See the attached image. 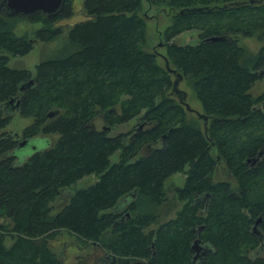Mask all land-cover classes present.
I'll list each match as a JSON object with an SVG mask.
<instances>
[{"label": "trees", "instance_id": "trees-1", "mask_svg": "<svg viewBox=\"0 0 264 264\" xmlns=\"http://www.w3.org/2000/svg\"><path fill=\"white\" fill-rule=\"evenodd\" d=\"M72 1L53 15L0 12V264H68L46 242L61 229L98 244L105 264H264V238L260 244L251 231L260 216L264 237V153L257 155L264 146V85L251 91L264 82V0H80L79 18L64 32L59 21L73 13ZM142 2L168 7L164 54L144 47ZM18 18L40 22L33 38L13 32ZM192 27L193 44L172 40ZM63 32L64 41L33 71L7 64L33 41ZM220 34L227 38L207 39ZM248 36L259 42L256 49L238 42ZM158 54L190 82L205 130L171 96L173 74ZM9 98H18V115L30 118L21 139L39 135L52 145L14 154L23 144L3 128ZM100 114L108 126L94 125ZM130 118L131 129L105 131ZM175 172L183 181L170 198L183 201L181 208L150 226L156 212L140 209V198L166 203L163 181ZM88 174L94 180L70 189L52 210L60 189ZM204 193L208 199H198ZM198 224L196 234L191 229ZM196 236L210 250L191 263Z\"/></svg>", "mask_w": 264, "mask_h": 264}, {"label": "rangeland", "instance_id": "rangeland-1", "mask_svg": "<svg viewBox=\"0 0 264 264\" xmlns=\"http://www.w3.org/2000/svg\"><path fill=\"white\" fill-rule=\"evenodd\" d=\"M80 0H73V13L64 19H61L59 22L63 23V31L66 29V26L71 24L73 21L79 18L78 6ZM141 13L145 17V44L144 47L147 49H154L157 53L164 54V37H163V28L170 22V15L168 7L162 4L150 5L146 2L141 4ZM40 25V22H30L25 19H14L12 20V30L15 34H24L28 38H33L34 35L32 31ZM65 32V31H64ZM64 32L60 33L55 39L51 41H41L35 40L32 42V47L24 54L21 55H9L7 64L9 66L15 67H24L33 71V65L42 57L48 55L52 49L62 41H64ZM172 40L178 44H193L197 40V30L195 28L185 29L176 35L173 36ZM238 42L249 49H256L259 42L253 39L251 36L240 37ZM159 43V44H158ZM157 61L162 63V58L158 54ZM173 75H171V79ZM264 82H258L252 86V92H258ZM178 87L185 91L186 97L185 101L189 104L191 108L197 111H201L200 103L194 95V89L192 88L190 82H187L184 78H181L178 82ZM172 97L176 99L173 91H170ZM192 116L196 115L193 111H187ZM10 121L3 127L4 130L9 134L17 133V139H21V128L30 122V118L18 115L17 111H12L10 114ZM135 118H130L127 121H123L114 126L108 127L105 129L108 134H114L118 132L127 131L134 126ZM94 125L96 127L108 126L107 122L102 121L101 116L95 117L93 119ZM51 138V136H50ZM45 145V139L39 135L32 136L28 142L23 146L16 148L14 154L18 157L20 155L29 154L33 149H41ZM144 149V148H143ZM142 149V150H143ZM118 150L112 152L109 156L110 161L116 159ZM222 174L219 173V177ZM217 176V177H218ZM223 176V175H222ZM93 174L84 175L81 178L77 179L73 185L67 189H73L75 187L86 185L94 180ZM183 181V173L175 172L168 175L164 181L163 186L167 192L168 200L166 203L161 205H154L148 201L146 197L140 198L139 208L143 210L151 209L156 212V217L154 221L150 222V226H155L163 219L172 217L177 210L181 208L182 202L175 197H171L172 193L175 192V187L180 186ZM68 195L67 192L57 195V197L52 202V210H55L61 203L64 201L65 197ZM175 196V194H174ZM175 204V206H174ZM171 205V209L168 207ZM217 222V221H216ZM210 232V229H207ZM10 239L7 237L4 240L5 245L9 244ZM46 242L49 248L53 251L55 256L63 260L68 264H104L102 259V250L100 246L96 243L90 244V242H82L78 240L73 234L61 229L55 233L54 236L46 238ZM239 243V242H238ZM248 242L243 243L242 245L248 250ZM246 253H249L246 251ZM98 256L100 258H98ZM231 257V253H230ZM207 261V259H206ZM233 264V259L229 260ZM209 264V263H207Z\"/></svg>", "mask_w": 264, "mask_h": 264}, {"label": "water", "instance_id": "water-1", "mask_svg": "<svg viewBox=\"0 0 264 264\" xmlns=\"http://www.w3.org/2000/svg\"><path fill=\"white\" fill-rule=\"evenodd\" d=\"M249 1L253 2L254 0H249ZM63 3H64V0H0V12L4 16H21V15L30 13L34 10H39L42 14L53 15L63 6ZM223 38H227V36L220 34V35H211V36L207 37V39H211V40L223 39ZM161 57L163 59L164 67L166 68V70L173 74V79L171 81V90L174 92L177 100L184 105L186 110L195 112L194 114H196V116L202 121L203 129L205 130V124H206L205 114L191 108L189 106V104L185 101V97H186L185 91L178 87V82L181 78V74L179 72L175 71V69L169 67L168 62L163 55H161ZM28 82H31V79H29ZM26 85H28V84H21L19 86V89H22ZM4 104H5V106H4L5 110H7V112H9V114H11L12 111L16 110V108L19 104V99L17 98L15 100H13V98H9L8 100L5 101ZM56 111L57 110H51V111H48L47 114H52ZM140 125L141 124H138V126H140ZM164 135L165 134L163 133L161 137H163ZM25 142H26V139H21L18 144L22 145ZM263 153H264V146H262L258 150L257 155L259 156ZM256 159H257V157L247 158V160H249L252 163L255 162ZM64 191L67 192L68 194L71 192L66 187H63L61 189V192H64ZM133 191L134 190H132L130 192L131 195H133ZM125 196H126V198H125ZM202 197L205 199H208V194L204 193L203 195H198V199H201ZM127 199H128L127 195H124L121 198L122 203L125 202ZM122 203L119 206H121ZM260 221H261L260 216H257L254 219V222L251 226V231L254 232L255 234H258V236L260 237L259 240L262 243L263 242V235H262V232L260 231V229L258 227V225L260 224ZM196 227L197 228L193 229V230L196 232H199V229L202 228V224H198ZM199 241H200V239L198 237H195L192 239L191 249L194 251L193 258H198V257L203 255L204 251L202 250L201 245L199 244ZM152 259L153 258H151L149 261L151 262Z\"/></svg>", "mask_w": 264, "mask_h": 264}, {"label": "flooded vegetation", "instance_id": "flooded-vegetation-1", "mask_svg": "<svg viewBox=\"0 0 264 264\" xmlns=\"http://www.w3.org/2000/svg\"><path fill=\"white\" fill-rule=\"evenodd\" d=\"M31 79V78H30ZM173 79V78H172ZM174 93V92H173ZM175 95V94H174ZM13 100H15V99H13ZM18 107H19V105L17 106V108H16V111L18 110ZM15 109V108H14ZM101 116V114L99 115V117ZM144 125H143V123H141V125L140 126H136V128H142ZM17 141V144H18V142L21 140V139H17L18 137H17V133H14L13 135H12ZM129 137H130V135L128 136V139H129ZM23 139H26V142L22 145V146H24L27 142H28V140L30 139V138H23ZM45 139V145L41 148V149H45V148H47V147H49L50 145H52L51 144V140L50 139H46V138H44ZM36 150H39V149H33L32 150V152L33 151H36ZM29 155V154H28ZM28 155H26L25 157H24V159L28 156ZM62 189V188H61ZM61 189H60V193H59V195L61 194V197H62V193L63 192H61ZM124 199V198H123ZM122 208V207H121ZM197 227H194V228H192L191 230L192 231H194L193 229H196ZM201 229H199V231H200ZM196 234H198L199 232H196V231H194ZM257 236H258V234H256ZM263 235V234H262ZM197 237V236H196ZM199 238V237H198ZM258 238H260L259 236H258ZM264 238V237H263ZM200 239V241H199V244L201 245V248H202V250L204 251L203 252V255L202 256H200V257H198V258H193V255H194V251L191 249V243H190V249H191V251H192V254H191V263H197V262H200L201 260H203V257L206 255V253L210 250V246L208 245V243L206 242V241H203L201 238H199ZM260 241V240H259ZM192 242V241H191ZM260 244H261V242H260ZM103 254V253H102ZM103 257V256H102ZM98 258H100L99 256H98ZM105 264V263H104Z\"/></svg>", "mask_w": 264, "mask_h": 264}]
</instances>
